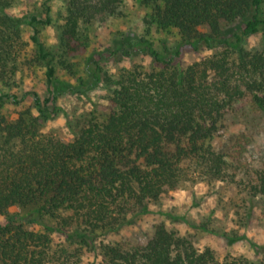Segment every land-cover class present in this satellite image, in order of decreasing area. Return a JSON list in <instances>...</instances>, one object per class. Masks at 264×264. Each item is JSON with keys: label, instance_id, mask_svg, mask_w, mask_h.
Listing matches in <instances>:
<instances>
[{"label": "trees", "instance_id": "1", "mask_svg": "<svg viewBox=\"0 0 264 264\" xmlns=\"http://www.w3.org/2000/svg\"><path fill=\"white\" fill-rule=\"evenodd\" d=\"M50 1L0 0V264H264L219 259L164 223L144 240L123 233L195 180L235 187L249 216L264 213V0H139L140 30L123 22L100 48L89 30L118 26L125 0H61L56 11ZM35 72L42 91L25 90ZM93 92L66 119L72 139L46 130L68 116L63 96ZM30 204L29 216L11 214Z\"/></svg>", "mask_w": 264, "mask_h": 264}, {"label": "rangeland", "instance_id": "2", "mask_svg": "<svg viewBox=\"0 0 264 264\" xmlns=\"http://www.w3.org/2000/svg\"><path fill=\"white\" fill-rule=\"evenodd\" d=\"M44 1L17 0L18 6L25 10H31L35 4H39L38 10H42L40 5ZM60 4L61 0L50 1V5L55 11L59 9ZM122 10L126 17L122 19V22L118 26L107 24L109 27H106L96 23L89 30L91 32L92 47L100 48L107 46L112 37V34H110L111 29L115 31L125 28L126 25H123V22L128 24V27L132 26L140 30L145 10L140 6L139 0H125ZM41 37L46 45H54L57 43V30L52 26L44 27L41 31ZM160 37L167 39L163 38V36ZM167 37L169 40L171 39L169 36ZM208 54H210L209 51L202 53L190 52L185 55L183 62L189 64L200 60ZM110 66L111 68H115L114 64ZM22 81V86L25 90L34 87L42 91V83L36 72L33 77L23 76ZM72 81L74 82L75 79ZM97 97V92L91 93L90 96L82 97L63 96L60 104L66 110L68 116L61 114L49 123L46 130H52L64 140L72 139V134L65 125L66 119L76 113L89 109L92 101H95ZM5 109L13 112L15 106L10 105L5 107ZM243 198L242 193L237 188L225 185L222 182L190 181L185 183L181 188L170 191L158 204L150 207V214L135 219L134 223L130 227H127L123 233L125 235L132 233L136 238L144 240L146 235L152 233L153 225L164 223L168 229L175 230L181 236L188 238L195 247L199 249L210 247L215 251L219 259H223L228 255L242 256L249 259L264 258V213L261 209L256 207L252 209L250 207L252 215L249 216L246 213V207H249V204ZM37 206V204H30L14 207L11 210V214L27 217ZM170 213L176 215V218H171L169 216ZM177 216H186L191 224L178 219ZM202 223L208 224L210 228H214L221 233L244 235L246 239L230 242L222 235L208 233L200 228L192 227L195 224ZM250 242L263 247L258 249L253 247ZM99 261L100 258L98 259L93 255L88 256L84 260L85 264H98Z\"/></svg>", "mask_w": 264, "mask_h": 264}]
</instances>
